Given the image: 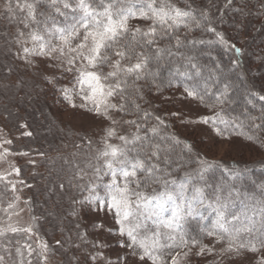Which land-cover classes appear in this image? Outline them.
Instances as JSON below:
<instances>
[{
    "label": "snow or ice",
    "instance_id": "6c2138e0",
    "mask_svg": "<svg viewBox=\"0 0 264 264\" xmlns=\"http://www.w3.org/2000/svg\"><path fill=\"white\" fill-rule=\"evenodd\" d=\"M233 2L226 0L225 7ZM223 15L221 9L213 13L195 0H4L0 16L16 27L11 40L7 30L3 35L6 44L16 45L12 54L30 73L58 91L71 109L103 125L98 166L92 170L97 180L108 177V182L103 184V195L97 192L99 185L93 184L87 188L88 196L73 198L69 214L99 217L102 213L105 221L110 218V227L94 222V230L118 237L116 246L123 252L114 264H249L252 256L256 259L251 264H264V202L258 210L253 209V216L233 211V196L240 193L223 180L224 174L233 176L232 170L182 141L169 130L171 125L164 116L143 107L152 103L145 99L146 91L162 95L168 90L172 92L168 102L191 106L196 113L190 119H185L181 108L166 113L181 124L208 126L215 137L225 140L244 135L239 117L226 120L223 115L226 106L235 103L232 83L222 78L224 68L211 51L219 46L234 53L229 72L241 67L242 49L218 31ZM53 16L63 17L66 23L49 26L47 19ZM196 32L201 35L197 37ZM205 35L214 39H205ZM67 74H72L71 87L62 83ZM253 97L264 101V95L252 90L245 97L248 105L255 106ZM201 107L207 114L199 112ZM118 126L135 131L121 134ZM114 139L119 143H112ZM181 144L177 153L175 148ZM192 164L196 167L184 171L182 177L175 176ZM215 169L222 171L219 183L208 179ZM13 171L20 173L19 168ZM4 178L0 175V180ZM55 187L64 189L65 185ZM12 190H16L15 184ZM14 208V203L8 204V209ZM202 209L209 210L208 214ZM12 215L19 216V212L9 213V221ZM256 215L259 221L254 219ZM206 220L208 223H203ZM192 221L198 225L195 235ZM75 227L77 239L86 242L79 223ZM6 233L36 235L32 224L21 226L19 222L0 225V236ZM69 242L80 249L71 237ZM56 244L63 248L62 241ZM26 247L31 256V245ZM39 247L46 262L44 253L49 246L41 241ZM90 247L93 251L85 253L83 260L74 257L76 264H113L104 254L106 244L93 241ZM16 252L22 255L20 248ZM4 260L0 255V264Z\"/></svg>",
    "mask_w": 264,
    "mask_h": 264
},
{
    "label": "rangeland",
    "instance_id": "374dc122",
    "mask_svg": "<svg viewBox=\"0 0 264 264\" xmlns=\"http://www.w3.org/2000/svg\"><path fill=\"white\" fill-rule=\"evenodd\" d=\"M23 2L24 0H21V3ZM212 5L207 3L206 7H209V10L213 13L216 8L221 9L224 13L223 23L218 24V31L223 32L231 42L232 38L239 41L240 46L235 43L236 46H243L245 49L243 57L248 69L241 64L242 66L238 69L240 75L245 79V82L248 80L250 88H253L250 89L251 91L255 90L264 95V71L261 70L264 65L259 64L260 62L257 61L254 50H252L255 44H251L248 41L249 38L245 36V29L240 30L239 27L235 28L234 25H228L229 20L225 18L224 8L217 5L212 7ZM3 9L4 0H0V13H2ZM53 22H55L56 26H63L66 23L64 18L59 16L47 19L49 26ZM132 23L142 24L143 22L133 21ZM5 30H7L9 40H11L16 32V27L9 25L8 21L0 16V104L6 107V105L11 106L15 103H28L30 102L29 99H32L30 103L36 106L39 115L36 116L38 120H36L37 123L35 124L37 126L32 127L30 125L22 126V124L20 126L18 122L16 124L14 112H11L12 116L9 118L0 114V156H2L0 158V175L5 177L0 180V225L6 226L9 222H19L21 226L32 224L36 232V235L31 237L27 235L29 244L26 243L24 245L23 235H26L24 233H6L4 236H0V255L5 257L4 264H21V262L28 264L29 260L31 264H38L37 258L39 251H41L39 247L41 241L49 246V251L45 253L48 259L46 262L44 261V264H76L74 257L83 260L85 253L93 251L90 247L93 241L107 245L103 249L104 254L114 264L116 256L123 252L122 249L116 246L118 237L110 235L106 230H94V222H104L106 228L110 227V218L105 221L102 213L99 217L91 214L84 215L83 213L79 217H73L69 214L73 198L82 199L88 196L87 188L93 184L99 185L97 192L103 195V184L108 182V177L97 180L92 170V166H98L96 156L98 148L101 147L98 141L102 134L101 128L103 125L99 121L83 115L82 111L71 109L58 91L30 73L22 60L17 59L12 54L16 51V45L14 43H5L3 39ZM194 34L197 37L200 35L199 32ZM206 37L214 39L210 35H206ZM9 48L11 52H9ZM211 51L224 64L231 66L230 61L234 58L233 52L219 46L211 48ZM71 79L72 74H67L62 83L71 87L69 83ZM171 95L172 92L168 90H165L162 95L147 93L146 91L145 99L152 103H145L143 107L164 116L171 125L169 129L171 132H175L182 141L186 140L194 144L196 149L206 155L209 160L220 162L224 165L234 164L238 167L264 166V126L249 129V133L244 132V135H233L229 140L215 137L208 126L183 125L178 119L166 115V113L181 108L186 113L185 119L195 118L196 113L191 110V106H184L179 103L173 106L172 103L168 102L166 98ZM258 101L257 103L256 100L254 105L259 104L261 107L259 109L254 107V109L252 108L253 110L243 107L244 111L240 115L239 120L241 116L250 115V111H252V115L254 114V117L259 118L254 122L264 125V112L258 111L263 108L264 101ZM76 102L79 103V100L77 99ZM199 112L207 114V109L201 107ZM21 117L22 119L19 120L24 122V116L22 115ZM130 117L124 116L123 119H131ZM249 118L248 116L247 119ZM117 119H120V117L118 116ZM16 127L18 128L16 129ZM118 130L121 134L135 131L129 126H124L123 128L118 126ZM25 133H31V135H25ZM248 135H252L254 138L248 140L246 138ZM8 140L11 141V144L4 143V141ZM89 140L92 141L91 144L88 143ZM41 142L46 144L42 145ZM112 143L118 144L119 141L114 139ZM177 146V148H183L182 145L181 147L180 145ZM5 149L8 150L7 153H5ZM51 150L56 151V153L52 154ZM57 160L60 162L59 167L55 164ZM99 163L103 162L100 161ZM194 167L195 164H192L186 166L185 169L189 170ZM13 168L20 169L19 175L13 171ZM50 170L51 176L49 175ZM61 170L63 173L59 176L55 171ZM69 181H72L71 186H69ZM60 183L65 185L64 189L55 187ZM12 184L16 185L15 191L12 190ZM77 185H80V187H77ZM33 189L37 193L42 189L41 193L46 195L52 204L59 203L57 200L60 199L59 205L65 208V212L67 211L66 216L69 223L60 226L61 229L54 234L55 240L52 243H49L48 237L44 234V231H48L49 227L45 229V224L41 225L40 218L37 216L40 215L41 217V212L36 209V211H31L33 206L37 204L30 197ZM15 197H19V199L16 200L14 199ZM9 203H14L15 208L8 209ZM59 205L55 207L59 208ZM13 211L19 212V216L12 215L9 221L8 215ZM33 217H35V220H33ZM53 217L54 214H50V218ZM76 223L80 225L79 231L86 235V242L77 239ZM149 223L151 222L149 221ZM48 224L52 227L60 224V222L52 221V225ZM69 237H71L72 242L81 245L79 250L70 246ZM57 240L62 241V249L53 245ZM204 243H208V241L205 240ZM26 245H31L33 250L31 256L28 255ZM17 248L21 249L22 255L17 254ZM208 259L210 260L211 257ZM255 259V256L250 257L249 264ZM97 264H103V262L98 261Z\"/></svg>",
    "mask_w": 264,
    "mask_h": 264
},
{
    "label": "trees",
    "instance_id": "16d2710c",
    "mask_svg": "<svg viewBox=\"0 0 264 264\" xmlns=\"http://www.w3.org/2000/svg\"><path fill=\"white\" fill-rule=\"evenodd\" d=\"M195 3L197 5H203V6H207V3H210L213 5H217L218 7L224 8L225 18L229 20L228 25L229 26L234 25L235 28L239 27L240 30L242 29L246 30L245 36L249 38L248 41H250L251 44H255V47H253L252 50H254V54L257 57L256 58L257 61L260 62L259 63L260 65L262 64L264 65V8H261V4L264 3V0H234V2L231 5H227V7H225L226 0H197V1L195 0ZM179 6L183 7V4L179 3ZM237 8H241L242 12H237L236 11ZM58 22L60 21L58 20ZM53 23H51V25H53ZM199 34L201 35L200 32ZM204 38L208 39L209 37H206L205 35ZM232 42L240 46L239 44L240 42L236 41L234 38H232ZM240 48L242 49L243 55H244V52H245L244 47L242 46ZM215 58L224 68V73H223L222 78H227L231 80V83H232L231 92H232L233 100L235 101L234 104L230 106H226V110L223 114L225 119L232 120L234 116L240 117V115L244 111L242 109L243 107L244 108L246 107L248 109H252V108L254 109L255 107L256 109H259L261 107V105L259 104H255V106L253 107L252 105H248L246 102H244V100H246L245 97H247L248 93L251 91L250 89H253V88H250L248 80H246L245 82V79H243V77L240 75L238 69L236 70L235 73L229 72L228 69L231 66L224 64V62L221 59H218L216 56ZM240 59H241V64L246 69H248V66H246L244 63L245 61L244 57L242 56ZM261 70L264 71V66L262 67ZM238 77H242V79ZM252 99H253V104L254 102H256V100H257V103L259 102L258 98L253 97ZM29 100L30 102L32 101V99H29ZM30 102L28 103L23 102L21 104L15 103V104H12L11 106L6 105V107H10V108H6L5 106L3 107V104H0V114L6 115V117L9 118L12 116L11 112H14L16 124L18 122L20 126L22 124V126L30 125L32 127L33 126L35 127L37 126L35 124L37 123L36 120H38L36 116L39 115V113L37 111L36 106ZM262 109H264V106ZM262 109L258 111H262ZM3 110L5 111L3 112ZM129 110L135 111L134 108H130ZM22 115L24 116V119H25L24 122L19 120V119H22L21 117ZM248 116L254 117L255 115L254 114L252 115V111H250V115L245 114V116H241L240 118V121L243 123V127L241 129L243 133L244 132L249 133L248 130L254 128V127H251V125L255 122L252 121L251 119H247ZM130 118L133 119L135 117H130ZM221 127H223V125H221ZM17 128L18 127H16V129ZM41 144L45 145L46 143L41 142ZM177 147L175 148V151L177 153L181 152L182 149L177 148ZM50 152L52 154L56 153V151H52V150ZM59 163L60 162L58 160L55 161V164L58 167H59ZM226 166H228L232 170L233 176L230 177L224 174L223 175L224 183L227 186H233L240 193L239 197H236L235 194L233 196V199L235 200V208L233 209V211L237 213L246 212L248 216H253V209L258 210L259 207L261 206L260 202H264V166L252 165V166L238 167V166H235L234 164H231V165L229 164ZM185 168L175 173V176L178 178L182 177L184 171H187V169ZM55 172L59 176L63 173L62 170L55 171ZM236 173H239V175H235ZM49 175L51 176V170L49 172ZM221 178H222L221 169L213 170V172H211L208 176L209 181L212 183H219L221 181ZM41 190L42 189H40L38 193L34 189L31 190L32 192L30 194V197L31 199L33 198L35 202L37 203V204L35 203L36 205L33 206V210L31 211L33 212L36 209V210H39V212H41V217L40 215H37V216L40 218L39 221L41 225L43 223L45 224L44 225L46 226L45 229L49 227V230L44 231V234L48 237L49 243H52L55 240L54 234L58 233L61 229L60 226L62 224L66 225V223L67 224L69 223L68 218L66 216L67 211L65 212V208L59 205L60 199L57 200V202L59 203L52 204L49 202L48 197H46V195L41 193ZM57 205H59V208L55 207ZM202 211H204L205 215H207L209 210L202 209ZM50 214L51 215L54 214V217L50 218ZM211 218L212 217H210L209 219ZM254 219L259 221L260 219L259 215L254 216ZM47 221H49L48 223L50 224L52 221L57 222V223L60 222V224H56V226L51 227L48 223L46 224ZM203 223H208V221L206 220ZM257 226H259V224H257ZM191 229L193 230L192 234L195 235L196 232L198 231V225L195 221L191 222ZM28 238L29 237H27V235H23V240H24L23 245L26 243L29 244V241L27 240ZM53 245L55 247L62 249L60 246L56 244V242ZM37 262L38 264H44L41 251H39Z\"/></svg>",
    "mask_w": 264,
    "mask_h": 264
}]
</instances>
